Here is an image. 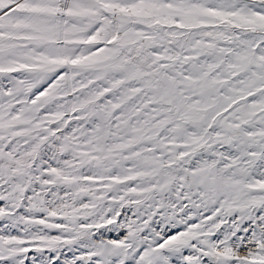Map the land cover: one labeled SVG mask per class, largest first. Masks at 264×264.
Masks as SVG:
<instances>
[{
  "label": "snow or ice",
  "instance_id": "snow-or-ice-1",
  "mask_svg": "<svg viewBox=\"0 0 264 264\" xmlns=\"http://www.w3.org/2000/svg\"><path fill=\"white\" fill-rule=\"evenodd\" d=\"M0 264H264V0H0Z\"/></svg>",
  "mask_w": 264,
  "mask_h": 264
}]
</instances>
